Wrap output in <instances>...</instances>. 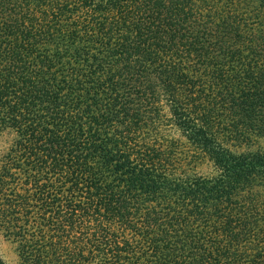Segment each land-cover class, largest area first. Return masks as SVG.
Wrapping results in <instances>:
<instances>
[{
  "label": "trees",
  "instance_id": "16d2710c",
  "mask_svg": "<svg viewBox=\"0 0 264 264\" xmlns=\"http://www.w3.org/2000/svg\"><path fill=\"white\" fill-rule=\"evenodd\" d=\"M3 132L17 264H264V0H0Z\"/></svg>",
  "mask_w": 264,
  "mask_h": 264
},
{
  "label": "rangeland",
  "instance_id": "374dc122",
  "mask_svg": "<svg viewBox=\"0 0 264 264\" xmlns=\"http://www.w3.org/2000/svg\"><path fill=\"white\" fill-rule=\"evenodd\" d=\"M12 135L7 132L0 133V151L11 141ZM0 256L6 264H17L15 246L6 240L0 233Z\"/></svg>",
  "mask_w": 264,
  "mask_h": 264
}]
</instances>
